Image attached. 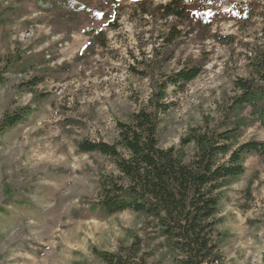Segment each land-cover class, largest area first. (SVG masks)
Returning a JSON list of instances; mask_svg holds the SVG:
<instances>
[{"label": "rangeland", "instance_id": "obj_1", "mask_svg": "<svg viewBox=\"0 0 264 264\" xmlns=\"http://www.w3.org/2000/svg\"><path fill=\"white\" fill-rule=\"evenodd\" d=\"M137 1L92 0V13L73 18L64 11H41L33 0H0V10L8 8L0 22V119L25 104L38 106L28 120L0 135V264H102L94 248L114 251L134 234L145 237L147 219L141 213L103 216L90 210L100 172L116 169L108 157L80 152L78 143L113 142L117 120L150 107L156 80L200 62L195 79L181 90H168L169 109L160 115L159 146L178 147L205 116L220 119L234 95V80L249 76L245 44L264 43L260 18L247 26L227 19L225 11L264 0L198 2L204 11L220 13L212 16V33H232L236 41L224 45L185 36L154 79L139 71L155 59L153 48L161 49V27L154 30L147 17L135 13ZM90 30L104 33L105 47L91 43ZM35 75L43 80L24 86ZM251 138L264 140V128H248L242 140ZM186 153L192 155L193 145ZM216 217L223 264H264V157L248 158L245 173L223 190ZM162 241L150 246V262L177 264L172 251L158 247Z\"/></svg>", "mask_w": 264, "mask_h": 264}, {"label": "trees", "instance_id": "obj_2", "mask_svg": "<svg viewBox=\"0 0 264 264\" xmlns=\"http://www.w3.org/2000/svg\"><path fill=\"white\" fill-rule=\"evenodd\" d=\"M33 1L41 11H64L73 18L94 11L92 0ZM107 1L114 5L117 2ZM198 2L202 0L136 2L135 13L141 19L147 17L154 30L161 27L158 33L161 49L153 48L155 59L146 62L140 74L154 79L156 68L173 56L175 46L185 36L211 38L224 45L236 41L235 34L212 33V16L220 13L214 11L209 15L212 9L204 11L206 6ZM203 3L209 6L207 0ZM7 10H0V22H4ZM225 12L227 19L247 26L256 23L255 17L260 18L259 32L264 37V4L250 1ZM108 26L116 29L118 24L108 22ZM87 34L94 45L106 46L102 31L90 30ZM245 45L249 76L234 80V95L222 107L221 118L214 121L205 116L204 124L190 127L178 147L159 146L160 115L169 109L165 101L168 90H181L195 79L202 71L200 62H192L156 80L150 107L133 112L127 121L117 120V138L113 142L83 138L78 143L80 152L108 157L116 169L100 172L99 189L90 210L103 216L131 210L147 219L145 237L134 234L129 243H121L114 251L94 248L102 264H152L154 248L150 246L157 239H163L158 247L163 245L172 251L177 264H223L215 238L223 190L245 173L249 157H264V140H242L248 128L254 125L264 128V43ZM42 80V76L35 75L23 84L32 87ZM37 110V105L28 103L6 111L0 119V135L28 120ZM189 145H193V153L188 158ZM246 192L250 193L249 187Z\"/></svg>", "mask_w": 264, "mask_h": 264}, {"label": "snow or ice", "instance_id": "obj_3", "mask_svg": "<svg viewBox=\"0 0 264 264\" xmlns=\"http://www.w3.org/2000/svg\"><path fill=\"white\" fill-rule=\"evenodd\" d=\"M203 2V0H202ZM213 2V0H207V3L211 4ZM209 15H212L211 12L208 13ZM97 17L103 16L104 14L102 12H97L96 13Z\"/></svg>", "mask_w": 264, "mask_h": 264}]
</instances>
